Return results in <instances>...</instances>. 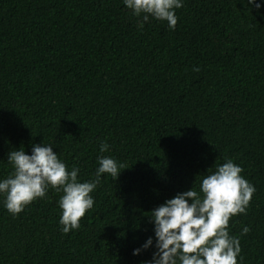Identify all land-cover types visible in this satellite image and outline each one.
<instances>
[{
  "label": "trees",
  "instance_id": "trees-1",
  "mask_svg": "<svg viewBox=\"0 0 264 264\" xmlns=\"http://www.w3.org/2000/svg\"><path fill=\"white\" fill-rule=\"evenodd\" d=\"M182 4L172 30L151 16L139 28L123 0H0V181L9 152L36 144L79 182L101 156L126 166L101 175L67 234L62 192L17 215L0 194V264H151V212L228 159L255 187L229 221L237 264H264V0Z\"/></svg>",
  "mask_w": 264,
  "mask_h": 264
},
{
  "label": "clouds",
  "instance_id": "clouds-1",
  "mask_svg": "<svg viewBox=\"0 0 264 264\" xmlns=\"http://www.w3.org/2000/svg\"><path fill=\"white\" fill-rule=\"evenodd\" d=\"M127 9L135 17L142 16L138 24L143 28L149 16L166 21L175 29L178 18L175 9L183 6L182 0H123ZM253 0H248L252 4ZM256 8L260 5L256 4ZM199 71V68L193 69ZM105 142L100 152L108 151ZM8 163L13 171L0 181V194L5 197V207L12 215H17L37 198H44L50 188L62 192L59 207L62 210L60 224L63 233L79 229L80 220L94 205L90 195L100 183L102 174H109L115 180L124 164H119L110 156H101L95 179L79 182V168L69 171L53 151L51 146L36 144L31 155L25 154L23 147L10 151ZM243 169L231 159L218 166L202 178L200 192L188 190L166 200L151 212L154 222L156 251L151 264H237L241 252L239 237L230 236L228 227L233 216L246 214L255 187L242 175ZM191 201V203H189ZM249 227L242 229L246 235ZM153 243L149 238L142 246L148 249ZM141 249L133 251L138 255Z\"/></svg>",
  "mask_w": 264,
  "mask_h": 264
}]
</instances>
